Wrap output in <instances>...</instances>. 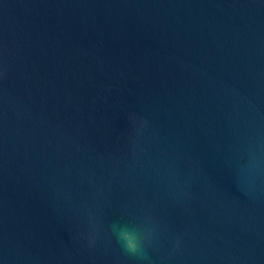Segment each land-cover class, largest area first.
I'll return each mask as SVG.
<instances>
[{"label": "water", "instance_id": "obj_1", "mask_svg": "<svg viewBox=\"0 0 264 264\" xmlns=\"http://www.w3.org/2000/svg\"><path fill=\"white\" fill-rule=\"evenodd\" d=\"M0 264H264V0H0Z\"/></svg>", "mask_w": 264, "mask_h": 264}, {"label": "clouds", "instance_id": "obj_2", "mask_svg": "<svg viewBox=\"0 0 264 264\" xmlns=\"http://www.w3.org/2000/svg\"><path fill=\"white\" fill-rule=\"evenodd\" d=\"M117 240L122 241V247L124 248L125 252L132 255H138L140 259H143V253L141 250V243L140 238L133 235L132 233L122 230L118 233Z\"/></svg>", "mask_w": 264, "mask_h": 264}]
</instances>
